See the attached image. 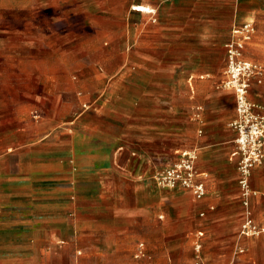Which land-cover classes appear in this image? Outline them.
<instances>
[{
  "label": "crops",
  "instance_id": "crops-1",
  "mask_svg": "<svg viewBox=\"0 0 264 264\" xmlns=\"http://www.w3.org/2000/svg\"><path fill=\"white\" fill-rule=\"evenodd\" d=\"M246 1L264 6L0 0V264H264V232L240 235L236 97L223 87L233 31L258 15ZM254 33L243 59L261 68L248 97L264 116ZM184 151L202 199L154 178ZM250 182L264 228V163Z\"/></svg>",
  "mask_w": 264,
  "mask_h": 264
},
{
  "label": "built area",
  "instance_id": "built-area-1",
  "mask_svg": "<svg viewBox=\"0 0 264 264\" xmlns=\"http://www.w3.org/2000/svg\"><path fill=\"white\" fill-rule=\"evenodd\" d=\"M233 33L234 39L227 45L229 71L223 87L233 90L236 97L238 119L233 123V126L237 131L235 140L237 148L233 155L238 158V183L245 206L240 235L258 236L264 232V228L257 225L250 209V199L255 194L250 178L253 169L264 163V116L255 113L248 93L250 79L258 77L261 68L243 59L245 45L251 40L254 33L253 23L237 26ZM196 117H199V114ZM196 161L195 151H184L171 167L158 171L154 178L160 185L166 187L180 183L192 191L196 199H202L206 195V186L199 180ZM201 248V244L198 243L196 245L198 254ZM194 264L206 263L198 255Z\"/></svg>",
  "mask_w": 264,
  "mask_h": 264
},
{
  "label": "rangeland",
  "instance_id": "rangeland-1",
  "mask_svg": "<svg viewBox=\"0 0 264 264\" xmlns=\"http://www.w3.org/2000/svg\"><path fill=\"white\" fill-rule=\"evenodd\" d=\"M244 5L246 7H253L255 9L258 10V15L257 17L253 18V20L255 21V23L253 24L254 26V31H255V35H260V37L264 36L263 35V32H264V6L262 5V3H257V2H250V1H246L244 3ZM148 8V7H147ZM133 10L135 11H139V6L136 8V7H133ZM149 12V13H153V11H150V9L148 8V10L146 11H142V12ZM241 26V25H240ZM224 72L223 74L225 75V78L227 79V73L229 71V60L227 59L226 61V66L224 67ZM254 78L255 77H252L250 79V85H249V94L251 93V90H252V86H253V83H254ZM225 79V80H226Z\"/></svg>",
  "mask_w": 264,
  "mask_h": 264
},
{
  "label": "bare ground",
  "instance_id": "bare-ground-1",
  "mask_svg": "<svg viewBox=\"0 0 264 264\" xmlns=\"http://www.w3.org/2000/svg\"><path fill=\"white\" fill-rule=\"evenodd\" d=\"M135 7V6H134ZM137 8V7H136ZM146 10H148V8L147 7H145V6H139V11H146ZM148 12V11H147Z\"/></svg>",
  "mask_w": 264,
  "mask_h": 264
}]
</instances>
